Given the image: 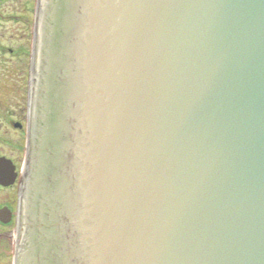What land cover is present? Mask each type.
<instances>
[{"label": "water", "instance_id": "95a60500", "mask_svg": "<svg viewBox=\"0 0 264 264\" xmlns=\"http://www.w3.org/2000/svg\"><path fill=\"white\" fill-rule=\"evenodd\" d=\"M14 264H264V0H38Z\"/></svg>", "mask_w": 264, "mask_h": 264}, {"label": "flooded vegetation", "instance_id": "af4514ba", "mask_svg": "<svg viewBox=\"0 0 264 264\" xmlns=\"http://www.w3.org/2000/svg\"><path fill=\"white\" fill-rule=\"evenodd\" d=\"M37 2L0 0V264H14L19 237Z\"/></svg>", "mask_w": 264, "mask_h": 264}, {"label": "rangeland", "instance_id": "374dc122", "mask_svg": "<svg viewBox=\"0 0 264 264\" xmlns=\"http://www.w3.org/2000/svg\"><path fill=\"white\" fill-rule=\"evenodd\" d=\"M14 5H12V7L11 8H14V9H21L22 7L20 6V4H18V3H16V2H14L13 3ZM24 8V7H23ZM8 27H6V29H7Z\"/></svg>", "mask_w": 264, "mask_h": 264}]
</instances>
